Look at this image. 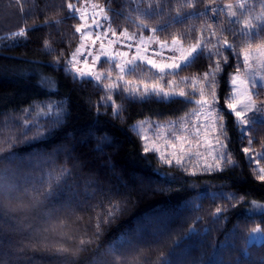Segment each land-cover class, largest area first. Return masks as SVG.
<instances>
[{"label": "trees", "instance_id": "trees-1", "mask_svg": "<svg viewBox=\"0 0 264 264\" xmlns=\"http://www.w3.org/2000/svg\"><path fill=\"white\" fill-rule=\"evenodd\" d=\"M67 2L79 5L0 0V264H264V242H247L251 229H264V210L249 213L252 201L264 204V181L243 152L249 139L264 152V121L242 134L227 108L231 74L243 69L241 50L264 44V22L254 19L264 0H247L244 9L241 0H92L107 10L116 33H153L185 45L203 36L213 53L219 49L211 59L205 50L177 73L158 75L143 62L125 73L132 82L193 94L191 79L182 78L202 76L220 61L215 107L234 163L212 171H191L145 151L132 128L145 117L189 113L198 92L193 100L165 98L132 94L128 83L112 78H74L69 62L82 21L79 13L69 16ZM228 4L236 17L219 11ZM245 18L257 27L243 29L237 21ZM20 28L27 36H12ZM109 64L117 77L115 61L100 66Z\"/></svg>", "mask_w": 264, "mask_h": 264}, {"label": "rangeland", "instance_id": "rangeland-1", "mask_svg": "<svg viewBox=\"0 0 264 264\" xmlns=\"http://www.w3.org/2000/svg\"><path fill=\"white\" fill-rule=\"evenodd\" d=\"M91 5L92 0H88L87 7L89 17L92 16V9H89L91 8ZM81 6L82 0H80L77 7ZM96 18L102 21L103 26L101 28L89 29L88 31L91 34L86 36L83 41L81 39L82 34L79 33V41L71 51L70 61H72L76 69H79L84 73H92V76H88L91 78H94L97 74H104V77L112 78V84H116L117 82H126L132 87V89H138L140 92H145V88L148 89V92H153L154 88L156 89V92H159L160 89H163L164 92L168 93L175 91L174 89L164 87V85L160 82L139 84L129 81L125 78V73L128 70L125 73H120L119 68H117L118 76L114 77L109 71L112 64L102 68L100 63L101 61L109 60L115 61L116 65H126L128 60H133V65H126L127 68L131 69L139 62H143L151 67V65H149L143 58L146 57L147 59H154L157 63H160L162 62V59H166L171 55L175 54L178 56L179 52L176 51V49L181 47L183 49H187L195 43L185 45L179 41V43L174 46L173 40L171 42L161 41L153 33H128V36H123L120 35V32L113 35L111 31H107L109 29V21H103L102 15H98ZM83 22L84 21L81 23ZM87 22L89 24L92 23L91 19ZM105 33L107 34L105 35ZM97 36L100 37L99 40H96ZM94 40L95 43H93ZM81 43L84 44V47L81 48L80 53L73 61L72 53L76 51ZM162 44H166L167 47L162 48ZM257 47H252L249 50H254ZM96 57H100V59L96 60ZM250 63L253 65L252 71L246 74L243 66V69L240 71L241 79L246 77L249 79V88L254 94H264V80L259 79V76L255 75L257 73L264 75V69H261L255 60H251ZM153 70L158 75H162V73L156 69ZM235 74L236 71L233 72L230 77V95L235 87L231 83V79ZM121 75L123 76V80L118 79ZM254 75L256 87L252 88L251 81ZM161 95L163 94L161 93ZM173 96L179 95H169L164 97L170 98ZM208 99L211 101L210 98ZM254 99L258 105L264 103V96H262V98H256L254 95ZM208 111L209 110L207 108L201 109L200 106L196 104V106L189 113L180 117L167 120L145 117L135 121L132 124V128L140 135L145 147L150 150L155 149L153 151L166 161L171 160L172 163H177L176 161L179 159L180 163L177 164L185 163L191 171H212L221 169L225 165H232L233 163L228 164L221 161L220 166H217L216 158L220 154H228L226 150L227 146L221 147V144L226 145L223 120L215 121L214 123L215 113H213L212 116H209ZM248 116L254 117L252 122L248 124L250 126H253L255 122L264 121V115H260L259 113H249ZM217 138H219L220 143L216 142ZM259 153H261V151H255L250 147L249 154L253 157V163L257 169L262 167L257 157H255V155L258 156ZM231 160L233 161L232 158ZM262 210H264L263 203L256 201H252L250 203V214L258 213ZM247 242L249 244L264 242V229L261 228L260 225L251 229L247 236Z\"/></svg>", "mask_w": 264, "mask_h": 264}, {"label": "snow or ice", "instance_id": "snow-or-ice-1", "mask_svg": "<svg viewBox=\"0 0 264 264\" xmlns=\"http://www.w3.org/2000/svg\"><path fill=\"white\" fill-rule=\"evenodd\" d=\"M80 2V0H78ZM88 0H82V6L77 7L76 3L72 2H67V9L69 11V16L71 18H75L76 14L79 13V19L81 21H84L80 25L75 27V31L77 33H81V39H83L90 35L91 33L88 31L89 29H94V28H101L103 26L102 21L98 20L96 17L98 15H102V20L103 21H109V16L107 15V10L98 5V4H92L91 9H92V16H88V7H87ZM247 3V0H241V2L237 5L240 9H244L245 5ZM189 7H192L193 5L189 3ZM227 10V15L229 17H236L237 13L236 11L233 10V5L228 4L225 5L223 8L219 9V11H224ZM217 8H212L211 11L215 14L217 12ZM91 19L92 23L89 24L87 21ZM139 19V18H138ZM255 20L257 21H262L264 22V12H261L260 15H257L254 17ZM47 23V22H46ZM237 23H242L243 24V29H247L248 31L253 30L254 28L257 27L256 24L252 23V19L245 18L243 21H237ZM141 25L143 27H146L147 25L143 24L141 21ZM211 27V26H209ZM107 31H111L113 35H116L115 29H112L109 26V29ZM153 32L156 31V29H152ZM28 29L26 28H20L19 31L13 32L12 36L14 37H26L27 36ZM107 33H105L106 35ZM120 35L123 36H128V31L127 29H124L123 32L120 33ZM216 33L213 31L212 36H215ZM7 39V37H5ZM100 37L97 36L96 40H99ZM95 43V40L93 41ZM179 43L178 39L174 38L173 39V45H177ZM210 43V41L205 42L203 36L198 37L196 40V43L191 45L187 49H183L182 47L179 49H176V51L179 52V55H171L167 57L166 59H162V62L157 63L156 60L154 59H147L146 57L143 58L146 60V62L151 65L153 69H156L160 73H166V72H171V73H177L179 70H181L184 67L189 66L191 63H193L196 59L199 58L200 55H203L205 53V50H207L208 53V59H211L212 55H219V49H217L216 53L212 52V49L207 47V44ZM223 46L226 48H231L232 45L228 43L226 39L223 40ZM45 47H51L50 43L48 41H45ZM84 47V44L81 43V45L76 49L74 53H72V58L73 61L77 57V55L80 53L81 48ZM162 48L167 47L166 44L161 45ZM215 47V46H213ZM251 46L249 45L248 48L242 49V54H243V66L245 68V73L247 74L248 72L252 71L253 65L250 63L251 60H255L257 65L261 68L264 69V45L258 46L254 50H249ZM96 60H99L100 57H96ZM135 59V58H134ZM226 60V58H225ZM71 64V67L69 68V71H72L74 73V78L78 77L80 79H83L85 76H92V73H84L81 72L79 69L75 68V65L72 63V61L69 62ZM127 66L133 65V60H128L126 62ZM125 64H117L115 65L116 68H119L120 73H125L127 70H134V68H127ZM221 70L220 68V61L217 60L215 63V69H213L212 65H209V71L205 72L202 74V76L199 77H192V78H182V80H189L191 79V83L193 85V94L186 93L184 90H180L179 92L173 91L172 93L164 92L163 89H160L159 92H156V89H153V92L156 94H163L165 97L169 95H179L181 97H184L185 99L188 100H193L194 99V94L198 92L199 94V99H194V102L200 106L201 109L207 108L208 115L212 116L213 113H215V120L213 121H219L223 120V115L220 114L219 110L215 107V105L218 103L217 97H216V92H215V74L216 72H219ZM259 76V79L264 80V75H261L259 73L255 74ZM255 75L252 78L251 81V86L252 88L256 87L255 83ZM104 77V74H97L94 76V79L96 81H101ZM110 78V77H107ZM163 78V77H161ZM118 79L123 80V76H119ZM203 82L204 86H201L199 88H196L195 85L198 83ZM232 85L235 87L233 88L232 94L228 97V102H227V108L229 109L231 114H234L236 117V121L238 125L240 126L241 133L245 131L246 126L252 122L254 117H249V113H259L260 115H264V103L258 105L256 103V100L254 99L255 96H259V93H253L250 88H249V79L246 77L244 79H241V74H240V68L238 67L236 70V74L232 77L231 79ZM168 84L170 87H174L176 85L175 81H168ZM114 86L118 85H106V88L111 89ZM125 91H130L132 94H135L138 92V89H125ZM148 89L145 88V94H147ZM211 96V101L207 98L208 96ZM108 99H111V96L108 97ZM51 109H49L50 111ZM115 113L118 115L119 114V108L117 107L115 109ZM29 121L25 120L24 124L27 126ZM199 131V130H198ZM143 138V137H142ZM243 139V135H242ZM217 143H220L219 138H217ZM249 147H246L243 149V152L248 155L250 153V146L252 144V140L249 139L248 141ZM221 147H226V145L221 144ZM155 150V149H153ZM145 151H149L147 147H145ZM258 157L260 159H264V152H261L258 154ZM249 161L253 159L251 155H248ZM217 166H220V162L223 161L228 164L234 163V161L231 160L230 154L224 153L220 154L217 158ZM171 163V160L168 161ZM177 163H180V160L177 159ZM211 167V166H209ZM258 175L257 179L264 181V167H261L258 169ZM220 212V209H217V213ZM97 228H99V224H97ZM84 242L81 241V244ZM60 252H67V249H58Z\"/></svg>", "mask_w": 264, "mask_h": 264}]
</instances>
